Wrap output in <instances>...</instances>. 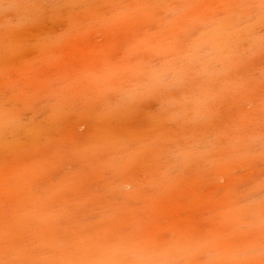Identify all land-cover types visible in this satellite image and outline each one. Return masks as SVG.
I'll return each mask as SVG.
<instances>
[{"label":"rangeland","instance_id":"374dc122","mask_svg":"<svg viewBox=\"0 0 264 264\" xmlns=\"http://www.w3.org/2000/svg\"><path fill=\"white\" fill-rule=\"evenodd\" d=\"M0 264H264V0H0Z\"/></svg>","mask_w":264,"mask_h":264}]
</instances>
